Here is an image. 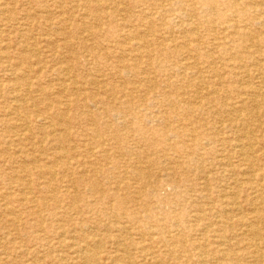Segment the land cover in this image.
<instances>
[{
  "label": "rangeland",
  "instance_id": "1",
  "mask_svg": "<svg viewBox=\"0 0 264 264\" xmlns=\"http://www.w3.org/2000/svg\"><path fill=\"white\" fill-rule=\"evenodd\" d=\"M132 1L0 0V264H26V261L27 264H63L76 246L85 244L81 237L83 234L76 230L77 224L88 223L94 227L97 220H102L103 226L113 225L114 214L110 212L83 211L87 203L91 202L92 206L102 208L96 200L97 195L93 196L95 191L86 184L79 185L74 182L75 177L84 174H87L85 178L90 182L98 185L97 190L109 188L108 193L111 195L122 185L121 178L124 177L134 200L143 199L144 194L154 196L153 199H156L155 194L163 198L170 197L172 184L178 186L180 196L174 199L172 197V202L164 207L163 213L178 216V225L186 229L185 242L188 246L185 253L179 250L181 261L185 264H191L189 260L203 264L198 263L199 251L189 249L193 242L200 239L202 233V222L196 221L195 218L194 202L207 194L202 191L200 181L196 179L198 175L201 178H209L212 188L210 197L213 201L220 200L215 202V211L231 202L237 204V209L229 211V219L233 222L221 226L222 218L213 213L207 223L231 238L236 253L248 251L247 232L249 225H253L260 233V254L264 256V220H257L258 216L264 217V195L260 196L264 194V106L249 122L252 126L248 125L249 128L245 130V127L242 129L240 124H236V109H233L246 102L249 87L259 89L264 102V72H259L252 64L246 63L243 68L248 74L245 73V76L241 72L243 69L233 60L238 57L247 60L246 47L251 45H255L251 51L253 58L260 59V54H264V45L258 43V38L264 39V15L259 21L261 25L248 29V37L228 49L230 51L224 57L228 61L223 62L219 58V51L226 43H230L231 31L226 29L219 18L213 16L209 22L197 26L195 18L188 22L178 18L183 10L176 6V0H136L139 5H150L142 8H136L139 5L133 8ZM95 3H102L103 9H87ZM255 4L264 11V0H258ZM118 7L121 12L117 10ZM129 8L132 11L129 12L133 14L131 22L125 20L124 9ZM144 19H148L150 25ZM45 20L51 23L47 26ZM58 22L61 24H57ZM169 22L173 23V26L169 25ZM63 25L64 33L60 29ZM198 28L197 37H193V30ZM61 33L62 35H59ZM142 39H146V43L150 44L141 49L138 46L142 45ZM173 41L184 44L177 46L176 43L169 51L160 50L161 45H171ZM132 43L139 44L134 48ZM195 43L199 44L200 50L194 48ZM86 48L98 56L96 61L89 57V54L87 56ZM140 49L152 52L151 64L147 65V59L143 58L140 68L132 72L126 71L121 60L132 65L133 57ZM61 67H67L70 71L61 72ZM146 76L150 77L151 82L144 81ZM220 77L222 79H219ZM75 80L84 81L83 86L65 92L64 86ZM218 89L230 92L220 96ZM25 100L33 102L37 107L22 108L21 104ZM212 100H215V103L211 108L208 103ZM61 102L68 107L65 108L66 112L60 111L65 115L63 120H66V126H58L50 131L48 124L51 119L40 120L36 126L32 125L33 121L28 120L46 113L45 105L50 104L47 111L49 112L52 110L51 104L56 107L57 103ZM84 104L87 105L88 111L81 108ZM201 104L208 106L200 108ZM4 123H13L15 127L4 128ZM246 131L257 141V144L250 148L253 150L251 167L247 162L244 165L236 155L233 156L237 149L234 146L243 139L242 135ZM45 132L52 133L47 144L42 142L41 134ZM96 134L101 136V142L104 144L92 148L88 141ZM218 139L226 143H217ZM194 143L204 146L205 149L192 147ZM183 146L185 155L181 151ZM103 150L108 152L109 157H102ZM60 154L73 157L66 160L73 163L77 175L70 169H58L57 176L53 178L46 175L37 180V177L26 175L27 173L19 179L13 176L15 171L24 166L30 169L36 166L53 169L62 158H58ZM27 156L30 158L27 159ZM184 157L185 161L191 160V163L183 165ZM252 170L256 180L251 182V174L248 172ZM114 172L119 173L121 178H116ZM139 173L141 178L137 175ZM27 181L31 184V194L29 191L25 193L20 187V183ZM155 183L161 185L158 193L155 192ZM43 186L49 187V193L43 195L45 200L50 204L54 201L65 204L69 214L64 215L57 210L52 211L50 216L48 211L40 209L37 203L40 195L36 194L37 189ZM72 186L75 188L72 189ZM71 190L74 192L70 193ZM121 194L127 196V192ZM26 197L30 199L29 202L24 201ZM128 206L138 210L132 203ZM102 213H106L107 217L102 218ZM39 215L45 220L40 222L42 224L37 223ZM52 221L53 224H50ZM212 228L209 227L204 232V235L209 236V242L207 240L201 243L207 249L208 245L214 243ZM89 231H85L86 236H104V231H92L90 234ZM63 233H67L68 238L64 237ZM68 243L72 245L71 249L67 248ZM106 244L98 251L99 256L104 259L103 264H120L112 260L118 256L119 246L114 240ZM130 254L131 260L136 259L137 264H158L151 257L143 261L137 251ZM70 255L69 263L72 264L77 259H74L73 252ZM258 259L256 261L249 255L243 264H264V258L263 262ZM212 263L216 264V260Z\"/></svg>",
  "mask_w": 264,
  "mask_h": 264
},
{
  "label": "bare ground",
  "instance_id": "2",
  "mask_svg": "<svg viewBox=\"0 0 264 264\" xmlns=\"http://www.w3.org/2000/svg\"><path fill=\"white\" fill-rule=\"evenodd\" d=\"M258 0H176V6H180L181 9L183 10L182 13L179 14L178 18H181L182 20L185 21H189L190 19H194L197 23V26L202 24V23H206L209 22L210 19H213V16L219 18V20L222 22V24L226 27L227 30L231 31V34L229 36L230 38V43H226L225 46H223L220 51H219V58L223 61L226 62L228 61L227 59L225 60V55L230 51L228 50L229 48H233L234 45L239 42L242 41L241 39L247 38L248 34L247 31L248 29L252 28L254 25H261V23H259L260 18L262 15H264V11H262L261 9L258 8L259 5L255 4ZM104 2V1H103ZM6 3V2H5ZM75 3V2H74ZM79 3V2H78ZM87 3V2H86ZM112 3V2H111ZM140 3H137L136 0H133L131 2V5L133 6V8H135L136 6H138ZM76 5V4H75ZM109 5V4H108ZM122 5V4H121ZM125 6V5H124ZM143 6L149 7L150 5H139L136 8H142ZM152 6V5H151ZM156 6V5H155ZM85 7L87 8V5L85 4ZM104 5L102 3H95L94 5H89L87 9H93L94 8L97 10H101L103 9ZM261 7V6H260ZM158 6L156 7V9L158 10ZM264 8V6H263ZM152 8L150 7V10ZM106 10V9H105ZM117 10L119 11L120 8L118 7ZM132 12L129 8L128 9H124V12L126 13V18L125 20H127L128 22H131V18L133 16V14H131L130 12ZM5 12V11H4ZM98 12V11H97ZM117 12V11H116ZM121 12V10L119 11ZM144 12V10L142 9V13ZM113 13V12H112ZM25 15V14H24ZM36 17V16H35ZM84 17V16H83ZM21 19V18H20ZM105 19V17H104ZM23 20V19H22ZM51 20V18H50ZM54 20V19H53ZM95 21V20H94ZM145 22H147V24L150 25V22L148 21V19H144ZM163 21V20H162ZM165 21V20H164ZM191 21V20H190ZM51 23V21L49 20H45V24L48 26ZM82 23V22H81ZM98 23V22H97ZM118 23V22H117ZM57 24H61L60 22H58ZM67 25V24H66ZM169 25L173 26V23L169 22ZM23 26V25H22ZM96 26V25H95ZM183 26V24L181 25ZM25 27V26H24ZM65 26L63 25L60 29L62 30V33H64V28ZM214 27V26H213ZM128 28V27H127ZM215 29V27H214ZM2 30V29H0ZM92 30V29H91ZM102 30V29H101ZM171 30V29H170ZM192 30V29H190ZM199 28L196 30H193L192 35H195L193 37H197L196 34L198 33ZM47 31V30H46ZM84 32V31H83ZM182 32V30H181ZM191 32V31H190ZM251 32V31H250ZM3 33V32H2ZM59 34V35H62ZM100 33V32H99ZM167 33V32H166ZM211 33V32H210ZM164 34V33H163ZM189 34V33H188ZM247 34V35H246ZM250 34V33H249ZM13 35V34H12ZM170 36V35H169ZM44 37V36H43ZM192 37V38H193ZM209 37V36H208ZM255 37V36H254ZM257 37V36H256ZM111 38V37H110ZM114 38V37H113ZM116 38V37H115ZM136 38V37H135ZM218 38V37H217ZM21 39V38H20ZM26 39V38H25ZM112 39V38H111ZM120 39V38H119ZM129 39V38H128ZM104 40V39H103ZM125 40V39H124ZM131 40V39H130ZM143 41H140L142 43V47L138 46L137 44L139 43H132L131 45L134 46H138V48H144L147 44L150 43H146V39H142ZM159 40V39H158ZM220 40V39H219ZM258 43L259 45L262 44L264 45V39L263 38H258ZM63 41V40H62ZM184 41V40H183ZM253 41V40H252ZM129 42V41H128ZM137 42V41H135ZM198 42V41H197ZM212 42V41H211ZM250 42V41H249ZM178 44L177 46H183L184 42H176L173 41V44L170 43L169 44H164L163 46L161 45V51H169V49L173 48L172 45ZM2 44V43H1ZM144 44V45H143ZM159 44V43H158ZM201 44V43H200ZM239 44H243V43H239ZM194 48L196 50H200L199 44L197 45L196 43L193 44ZM246 46V45H245ZM244 46V47H245ZM255 47V45H251L246 47V50L248 51V57H247V61L246 59L244 60L243 57H238V58H234V62L235 64L240 68L243 69L241 72H243V74L245 76H247V70L244 69L243 67L246 65V63H250L252 64V66L255 67V69L259 72H264V54H260V59L259 58H253L251 54V51L253 50L252 48ZM3 48V47H2ZM6 48V47H5ZM54 48V47H53ZM135 48V47H134ZM23 49H25L23 47ZM30 49V48H28ZM138 50L136 51L135 56L133 57V64L129 65L128 62L126 63L125 61L123 64V68L128 71V72H132L135 69L140 68V66L142 64L141 61L143 58L147 59L146 64L150 65L152 62L151 57L152 52L146 51V49L143 50ZM154 49V48H153ZM260 49V48H259ZM235 50V48L233 49ZM31 51V50H30ZM55 51V50H54ZM104 51V50H103ZM128 51V50H127ZM125 50V52H127ZM208 51V50H207ZM22 52V51H21ZM157 52V50H156ZM24 53V52H23ZM50 53V52H49ZM85 53H87V56L89 54V57L94 58V60L96 61L98 56L94 55L92 53V50H88V48L85 49ZM170 53V52H169ZM84 54V53H83ZM93 54V55H92ZM63 55V54H62ZM103 56V55H102ZM191 56V55H190ZM231 57V56H229ZM233 57V56H232ZM258 57V56H257ZM213 58V57H212ZM246 58V57H245ZM253 58V59H252ZM1 59V56H0ZM6 59V58H5ZM63 59V58H62ZM218 59V57H217ZM77 60V57H76ZM1 63V62H0ZM20 64V63H19ZM78 64V63H77ZM1 65V64H0ZM3 65V63H2ZM60 65V64H59ZM18 66V65H17ZM56 66V65H55ZM4 67V66H3ZM199 67V66H197ZM92 68V67H91ZM151 69V68H150ZM248 69V68H247ZM39 70V69H38ZM239 70V69H238ZM1 71V70H0ZM65 71H70L67 70V67H61V72H65ZM240 71V70H239ZM7 72V71H6ZM40 72V70H39ZM2 73V72H1ZM13 73V72H12ZM15 73V72H14ZM247 73V74H245ZM61 74V73H60ZM146 74V73H145ZM207 74V73H206ZM217 76V75H216ZM260 76V75H259ZM66 77V75H65ZM85 77V76H84ZM100 77V76H99ZM195 77V76H194ZM152 78V77H151ZM68 79V78H67ZM96 79V77H95ZM118 79V78H117ZM116 79V80H117ZM131 79V78H130ZM200 79V78H199ZM219 79H222L221 77ZM246 79V78H245ZM254 79V78H253ZM263 79V78H262ZM121 80V79H120ZM257 80V79H256ZM68 81V80H67ZM123 81V80H122ZM144 81H146L147 83L151 82L150 77H144ZM217 81V80H216ZM239 81V80H237ZM263 81V80H262ZM15 82V81H14ZM102 82V81H101ZM129 82V81H128ZM261 82V81H260ZM13 83V82H12ZM31 83V82H30ZM93 83V82H92ZM146 83V84H147ZM239 82H237L238 84ZM54 84V83H53ZM63 84V81H62ZM66 84V83H65ZM84 84V81L82 80H75V81H71V84L64 86V91H70L72 89L76 90V87H82ZM133 84V83H132ZM217 84V83H216ZM257 84V83H256ZM64 85V84H63ZM136 85V84H135ZM239 85V84H238ZM245 85V84H244ZM95 86V85H93ZM242 86V85H241ZM259 86V85H258ZM264 86V85H263ZM59 87V86H58ZM121 87V86H120ZM196 87V86H195ZM18 88V87H17ZM202 88V87H201ZM259 88V87H258ZM63 89V88H61ZM28 90V89H26ZM83 90V89H82ZM136 91V88L134 89ZM199 90V89H198ZM18 91V90H16ZM81 91V90H78ZM86 91V90H85ZM109 91V90H108ZM29 92V91H28ZM73 92V91H72ZM96 92V91H95ZM132 92V91H131ZM198 92V91H197ZM200 92V91H199ZM230 91H222V89H218L217 93L222 96V94L224 93H228ZM244 92V91H243ZM11 93V92H10ZM18 93V92H17ZM76 93V92H75ZM81 93V92H80ZM85 93V92H84ZM240 94V93H239ZM88 95V93L86 94V96ZM105 95V94H104ZM201 95V94H199ZM244 95V94H243ZM249 97L247 98L246 102H244L242 105L241 103L239 105H241L240 107H235L233 108L236 112V116L235 117V122H237L236 124L239 126V124L241 125L242 129L243 127H245L243 130H245L246 128H249V126H252L249 124V122H251L253 120V118L258 115L260 113L261 110H263V106H264V102L262 101V93L259 91V89L255 88V87H249ZM26 96V95H25ZM123 97V96H122ZM1 98V97H0ZM142 99V97H141ZM203 99V98H202ZM229 99V98H228ZM20 100V99H19ZM67 100V99H66ZM194 100V99H193ZM196 100V99H195ZM215 100H217V98H215ZM215 100H212L211 103V108L213 106V104L215 103ZM13 101V99H12ZM17 101V100H16ZM22 101V100H21ZM85 101V100H84ZM73 102V101H72ZM103 103V102H102ZM183 103V102H182ZM56 104V103H55ZM58 105L55 107V105L51 104V108L52 110L47 112L50 108V104L45 105V109L46 113L37 115V117H32V118H28V120H30L32 122V125L36 126V123L39 122L40 120H46V119H51L50 124H48V127L50 128V131L55 130L58 126L64 127L66 126V120H63L64 118V114H62L61 112H66L65 108L67 107V104L65 103H57ZM113 105V104H112ZM22 108L25 109H29L31 108H36L37 106L35 104H33V102L29 101V100H25L23 101V103L21 104ZM114 106V105H113ZM208 106V105H206ZM206 106L204 104H201L200 108H206ZM182 107V106H181ZM82 109H84L85 111H88V107L86 104L81 106ZM18 109V108H17ZM13 110V107H12ZM99 110V109H98ZM97 110V111H98ZM210 110V109H209ZM220 110V109H219ZM61 111V112H60ZM74 111V110H73ZM76 111V110H75ZM100 111V110H99ZM12 112V111H11ZM58 112V113H57ZM230 112V111H229ZM232 112V111H231ZM37 113V111H36ZM81 113V111H80ZM215 113V112H214ZM226 113V112H225ZM17 114V112H16ZM96 115H98V113H95ZM119 114V113H118ZM230 114V113H229ZM219 115V114H218ZM234 115V114H233ZM60 116V119H58V117ZM210 116V115H209ZM232 117V116H231ZM1 118V117H0ZM21 118V117H20ZM62 118V120H61ZM91 118V117H89ZM96 119V118H95ZM106 119V118H105ZM155 119V118H154ZM162 119V118H161ZM177 119V118H176ZM231 119V118H230ZM234 119V118H233ZM89 120V119H88ZM97 120V119H96ZM179 120V119H178ZM177 120V121H178ZM24 121V120H23ZM262 121V120H261ZM179 122V121H178ZM181 122V121H180ZM228 122V121H227ZM231 122V121H230ZM256 122V121H255ZM176 123V122H175ZM225 123V122H224ZM27 124V123H26ZM83 124V123H82ZM191 124V123H190ZM189 124V125H190ZM203 124V123H202ZM214 124V123H213ZM216 124V123H215ZM257 124V123H256ZM264 124V123H263ZM4 126V128H9V127H15L13 123H4L2 124ZM28 125V124H27ZM170 125V124H169ZM227 125V124H226ZM26 126V125H25ZM42 126V125H41ZM46 126V125H45ZM214 126V125H213ZM39 127V126H38ZM93 127V126H92ZM185 127V126H184ZM192 127V126H191ZM195 127V126H194ZM232 127V126H231ZM241 127L239 129H241ZM260 127V126H259ZM27 128V126H26ZM190 128V127H189ZM95 129V128H94ZM154 129V128H153ZM241 129V130H242ZM26 130V129H25ZM259 130V129H258ZM13 131V130H12ZM27 131V130H26ZM235 131V129H234ZM25 132V131H23ZM211 132V131H210ZM215 132V131H214ZM112 133V132H111ZM261 133V132H260ZM52 133H48L45 132L43 134H41L43 136V143H48L47 141L49 140L50 136ZM236 134V133H235ZM222 135V133H221ZM20 136V135H19ZM206 136V135H205ZM223 136V135H222ZM16 137V136H15ZM122 137V136H121ZM125 137V136H124ZM131 137V136H129ZM127 137V138H129ZM221 137V136H220ZM21 138V137H20ZM99 138V139H98ZM241 140H239V143H236L235 149L236 151H234L233 156H237L238 158H240V160L242 161V163L247 162L250 167L253 165V160H252V155H251V151L250 148L254 147L257 144L256 139L253 137V135H251V133H249L248 131L244 132L242 135ZM98 139V140H97ZM104 139V138H103ZM102 139V140H103ZM140 140V139H139ZM217 140V139H215ZM105 141V139H104ZM151 141V140H150ZM182 141V140H181ZM214 141V139H213ZM89 145L93 148V147H99V146H103L104 143L101 142V136H99L98 134H96L95 136L92 137V139H90L89 141ZM120 142V141H119ZM221 143L222 145H224L226 143V141L222 140V139H218L217 143ZM9 143V142H8ZM37 144V143H36ZM142 144V143H141ZM43 145V144H42ZM9 146V145H8ZM14 146V145H13ZM199 147L200 150H204L205 147L202 145H197V143H194V146L192 147ZM213 146V145H212ZM233 147V148H234ZM141 148V147H140ZM63 150V149H62ZM55 151V150H54ZM66 151V150H65ZM91 151V150H90ZM103 154L102 157H109L107 154L108 152L106 150H103ZM181 151L184 152L185 155V146H183V148L181 149ZM63 152V151H62ZM224 152V150L222 151ZM14 153V152H13ZM19 153V151H18ZM159 153V152H158ZM258 153V152H257ZM15 154V153H14ZM42 154V153H40ZM66 154V153H65ZM19 155V154H18ZM15 156V155H14ZM198 156V155H197ZM59 157H62L59 164L55 167V168H47V169H43L41 167H34L33 169H30L27 166L21 167L20 169H18V171H15V174L13 175L16 179H19V177L23 176L24 173H27L26 175H34L35 177H37V180H39L40 178L42 179V177L48 175L51 176L52 178L57 176V170H72L74 175H77V169L73 166V163L70 161H67V158L72 159L73 157H69L67 155L64 154H60ZM199 157V156H198ZM220 157V156H219ZM11 158V157H10ZM27 159H29L30 157H26ZM50 158V157H49ZM77 158V157H76ZM46 159V158H45ZM215 159V158H214ZM216 159H218V157H216ZM199 162V160H198ZM190 161H185V157H184V163L185 164H190ZM3 164V163H2ZM17 164V163H16ZM33 164V163H31ZM24 165V162H23ZM27 165V164H26ZM109 165V164H108ZM135 165V164H134ZM182 165V166H183ZM223 165V164H221ZM235 165V164H234ZM33 166V165H32ZM134 168V167H133ZM228 168V167H227ZM165 169V168H164ZM169 170V169H168ZM89 170H87L88 172ZM120 171V169H119ZM127 171V170H126ZM225 171V170H224ZM139 172V171H136ZM213 172V171H212ZM257 172V171H256ZM66 173V172H65ZM222 173V172H221ZM230 173V172H229ZM247 173V172H246ZM250 173V180L249 181H255L256 180V175H254L253 170ZM22 174V175H19ZM11 175V174H10ZM59 175V173H58ZM66 175V174H65ZM87 174L84 175H78L77 177H75L74 182L76 184H86L87 186H89V188L92 189V191H95V193L93 194V196H96V200L98 202H100V206H102V208L99 207H94L91 205V203H87V206H85L84 210L85 212L89 211V212H110V214H114V223L111 227H107V226H103L102 220H97V222L95 223L94 227H91V225H88V223H79L77 224L78 226L76 227L77 232H79L80 234H83V241H85L84 245L81 246H76L75 249L72 250L73 254L75 255V260L77 259L76 262H72V264H103L105 263L103 260V258H101L99 256L98 251H100L101 249H103L104 245L106 243L111 242L112 240H114L115 244L119 246V254L118 256H116L114 260L116 263H120V264H137L138 262L136 261V259L131 260L132 256H130V252L132 251H137V253H139V255L142 256V260L144 261L145 259H148L149 257L152 258V260L156 261L158 264H185V262L181 261V257H180V253H185V248L188 246V243L185 242V233H186V229L182 226V225H178V216H172L171 213H163V209L166 205L170 204L172 202V200L175 198H178L180 196V194L178 193L177 189L178 186L173 185L172 184V188H171V194L170 197L166 196L165 198L161 197L158 194L156 195V199H153L154 196L152 195H147L144 194V198L139 200H134V198L131 196L130 192H129V185L125 182V178H121L119 177V173L114 172V176H117L116 178H121L122 180V185L116 188L115 191H113V194L111 195L109 192V188H107L106 190L103 191H99L97 190L98 185L96 183H92L89 181L88 178H85ZM138 176H140L141 174H137ZM184 175V174H183ZM234 176V174H232ZM129 176V175H128ZM232 176V177H233ZM13 177V178H14ZM208 177V176H207ZM230 177V176H229ZM237 177V176H236ZM246 177V176H245ZM22 178V177H21ZM141 178V176H140ZM231 178V177H230ZM261 178V177H260ZM263 178V177H262ZM54 180V179H53ZM200 181L201 187H202V191L207 193L205 196L199 198L198 200H195L194 204H195V208H196V213H195V218L196 221L202 222V233L199 236V240L196 242H193L191 246V248L189 249L190 251L193 250H198L199 255L198 257L199 262L198 263H203V264H208V263H212L213 261L216 260V264H243L246 257L249 255H252L253 258L256 260L257 258H259L258 260L260 262H263L262 259L264 258V256H262L260 254V244H259V231L258 228H255L253 225L250 226L249 224V231L247 232L249 234V238L247 239V242L249 244H247L249 247L247 248L248 251L247 252H242V253H236L234 252L235 247L232 246L231 243V238L229 236H227L226 234H222L221 230H219L218 228H215L208 224L207 222H209L211 216L213 213H217V217L218 218H222L220 220H223L221 222V226L226 225V223L229 222H233L231 221V219H229V211H232L233 209H237V204L235 202H231L228 203L226 205V207L224 208H220L218 211H215L216 209V203L215 202H220L219 201H213L210 197V195L212 194V188L210 185V180L209 178H201L200 175L197 176V179ZM63 181V180H62ZM246 181V180H245ZM58 182V181H57ZM240 182V181H239ZM43 183V182H42ZM66 183V182H65ZM120 183V182H119ZM142 183V181H141ZM249 183V182H248ZM257 183V182H256ZM39 184V183H38ZM50 184V183H49ZM46 185V184H45ZM48 185V184H47ZM55 185V184H54ZM226 185V184H225ZM234 185V183H233ZM239 185V184H238ZM37 186V185H36ZM41 186V185H38ZM231 186V185H230ZM242 186V185H241ZM19 187V186H18ZM20 187L22 189V191L26 192H30L33 193L31 191V184L30 182L27 181V183L22 182V184L20 183ZM229 187V186H228ZM75 187L72 186V189H74ZM155 192L158 193L159 189L161 188V185L155 183ZM54 189V188H53ZM59 189V188H58ZM226 189V188H225ZM257 189V188H256ZM52 190V189H51ZM56 190V188L54 189ZM252 190V189H251ZM259 190V189H258ZM59 191V190H57ZM141 191V190H140ZM262 191V190H260ZM8 192V190H7ZM38 194H36L37 196H39V201L37 202L39 204L40 209H43L45 211L49 212V215L52 216L53 212L55 211H60L63 212L62 214L67 215L69 214V212H67L68 210L66 209V205L63 203H54L56 201H54L52 204H50L48 201H46L45 196L43 197V195H45V193H49V187L48 186H43V187H39L37 189ZM74 191H70V193H72ZM121 192H127V196H123L121 194ZM183 192V191H182ZM51 193V192H50ZM55 193V192H53ZM221 193V192H220ZM258 193V191H257ZM23 194V192L21 193ZM136 194V193H135ZM184 194H185V190H184ZM6 195V194H5ZM8 195V194H7ZM33 195V194H32ZM56 195V194H55ZM154 195V194H153ZM233 195V194H232ZM264 195V194H260ZM25 196V195H24ZM27 196V195H26ZM227 196V195H226ZM230 196V195H229ZM255 196V195H254ZM173 197V199H172ZM220 197V196H219ZM54 198V196L52 197ZM185 198V195H184ZM4 199V198H3ZM9 199V198H8ZM223 199V198H221ZM252 199V198H251ZM257 199V198H256ZM264 199V197H263ZM27 200V202H29L30 199H28V197H26L24 199V201ZM258 200V199H257ZM256 200V201H257ZM23 201V200H22ZM21 201V203H22ZM185 201V200H184ZM238 201V200H237ZM253 201V200H252ZM261 201V199H260ZM26 202V201H25ZM51 202V201H50ZM77 202H79V200L77 199ZM129 203H132V206L134 205L135 207H137L138 210H133L132 207H129ZM250 203V202H249ZM255 203V202H254ZM35 204V203H34ZM193 204V205H194ZM252 204V203H251ZM262 206V203H260ZM33 205V204H32ZM38 206V205H37ZM241 206V205H240ZM256 206V205H255ZM259 206V203H258ZM251 207V206H250ZM79 208L81 209V206H79ZM246 209V208H245ZM259 209V208H258ZM257 209V210H258ZM79 210V209H78ZM25 211V210H24ZM53 211V212H52ZM239 211V210H238ZM253 211V210H252ZM256 211V210H255ZM81 212V211H79ZM250 212V211H249ZM40 213V211H39ZM194 213V212H193ZM254 213V212H253ZM5 214V213H4ZM42 214V213H40ZM57 214V213H56ZM1 215V214H0ZM6 215V214H5ZM10 215V214H9ZM75 215V213H74ZM80 215V214H79ZM214 215V214H213ZM215 215V216H216ZM242 215V214H241ZM246 215V214H245ZM244 215V216H245ZM19 216V215H18ZM46 216V215H45ZM44 216V217H45ZM73 216V215H72ZM9 217V216H8ZM15 217V216H13ZM17 217V216H16ZM102 218L107 217L106 213H102L101 214ZM214 217V216H213ZM232 217V216H231ZM5 218V217H4ZM49 218V217H48ZM62 218V217H61ZM2 219V218H1ZM254 219V218H253ZM261 222L264 220V217H257V220ZM38 220V224L40 222H44V218L42 215H39L37 217ZM61 221V220H60ZM68 221V220H67ZM247 221V220H246ZM245 221V222H246ZM48 222V221H47ZM63 222H65L63 220ZM219 222V220H218ZM36 223V224H37ZM58 223V222H57ZM193 223V222H192ZM244 223V222H243ZM250 223V222H248ZM42 224V223H40ZM50 224H53L50 222ZM259 224V223H258ZM261 224V223H260ZM218 225V224H217ZM262 225V224H261ZM264 225V224H263ZM257 226V225H256ZM212 228L213 231V235H214V243L208 245V249L206 247H204V245H202L204 242H206L208 240L209 236L204 235V232L207 231L208 228ZM62 228V227H60ZM247 228V227H246ZM247 228V229H248ZM41 229V227H40ZM58 229V228H56ZM228 229V228H227ZM74 230V229H73ZM90 230V231H89ZM232 230V229H231ZM246 230V229H245ZM85 231H89L90 232L94 231L96 233L98 232H102L104 231V235L103 237L99 236L98 234H93L92 236H86L85 235ZM24 232V231H23ZM43 232V231H42ZM116 234H115V233ZM237 232V230H236ZM199 233V232H198ZM244 234V233H243ZM64 237H67V233H63L62 234ZM243 236V235H241ZM11 237V236H10ZM44 237V236H42ZM71 237V236H70ZM73 237V235H72ZM55 238V237H54ZM68 238V237H67ZM241 238V237H240ZM243 238V237H242ZM244 238V239H246ZM49 239V238H48ZM72 239V238H70ZM213 239V238H212ZM238 239V238H237ZM39 240V239H38ZM46 240V239H45ZM74 240V239H72ZM242 240V239H240ZM261 240V239H260ZM243 241V240H242ZM74 242V241H73ZM76 242V241H75ZM80 242V241H79ZM200 242V243H197ZM209 242V240L207 241ZM65 243V242H64ZM202 243V244H201ZM26 244V243H25ZM29 244V243H28ZM58 244V243H57ZM197 244V245H196ZM238 244V243H237ZM108 245V244H106ZM202 245V246H201ZM75 246V244L73 245V247ZM72 245H70L69 243L67 244V248L71 249ZM237 247V246H236ZM40 248V247H39ZM65 248V247H64ZM114 248V247H113ZM67 249V250H68ZM48 250V248H47ZM112 250V249H111ZM179 250L181 252H179ZM245 250V249H244ZM27 251V250H26ZM238 251V250H237ZM67 256V260L63 263V264H70L69 263V259H70V254ZM64 253V252H62ZM56 254V253H54ZM25 255V254H24ZM51 255V254H50ZM57 255V254H56ZM7 256V255H6ZM21 256V255H20ZM134 256V255H133ZM5 257V256H4ZM197 257V256H196ZM197 257V258H198ZM13 258V257H12ZM20 258V257H19ZM57 258V257H56ZM55 258V259H56ZM61 258V257H60ZM261 258V259H260ZM31 259V258H29ZM110 259V258H109ZM202 259V260H201ZM204 259V260H203ZM252 259V258H251ZM39 260V259H38ZM249 260V259H247ZM41 261V260H40ZM112 261V263L114 262ZM257 261V260H256ZM42 262V261H41ZM60 262H62V260H60ZM114 262V263H115ZM189 262L191 264H197L195 261H191L189 260ZM231 262V263H230ZM37 263V262H36ZM188 263V261L186 262ZM259 263V262H258ZM27 264V261H26ZM213 264V263H212ZM251 264V263H249Z\"/></svg>",
  "mask_w": 264,
  "mask_h": 264
}]
</instances>
